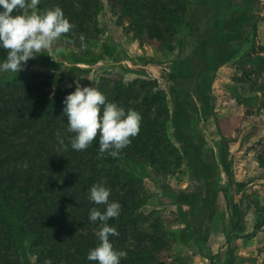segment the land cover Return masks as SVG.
<instances>
[{
	"label": "rangeland",
	"instance_id": "374dc122",
	"mask_svg": "<svg viewBox=\"0 0 264 264\" xmlns=\"http://www.w3.org/2000/svg\"><path fill=\"white\" fill-rule=\"evenodd\" d=\"M98 1L89 40L70 46L61 37L0 81L55 73V91L106 79L137 92L147 83L143 95H158L151 114L157 109L165 121L175 152L163 153L166 171L146 158L103 157L141 181L146 200L137 212L157 216L168 238L159 264H264V244L251 255L243 246V238L264 233L255 226L264 201V0H185L190 8L168 48L140 40L110 0ZM249 158L255 171L243 169ZM223 161L230 166L220 170ZM22 255L36 264L24 246Z\"/></svg>",
	"mask_w": 264,
	"mask_h": 264
},
{
	"label": "trees",
	"instance_id": "16d2710c",
	"mask_svg": "<svg viewBox=\"0 0 264 264\" xmlns=\"http://www.w3.org/2000/svg\"><path fill=\"white\" fill-rule=\"evenodd\" d=\"M110 2L129 21L135 36L167 48L181 24L185 4L190 8L185 0ZM57 6L73 25L62 36L67 45L80 46L97 31L98 0H40L37 8L43 12ZM5 55L0 49V61ZM259 66L264 69V58ZM54 77L55 73H24L0 81V264H25L23 246L36 264H95L86 259L98 244V222L89 221V210L100 207L103 211V206L94 205L88 196L99 183L111 189L110 201L121 205L119 217L108 222L119 233L110 237L114 249L127 253L121 264H159L168 238L157 216L151 215V220L137 212L146 200L141 181L104 158L108 153L99 152L97 141L84 151L71 149L73 134L67 132L63 108L65 97L76 88L55 91ZM146 85L140 82L134 92V84L105 79L96 88L109 102L142 117L138 135L119 156L146 158L151 166L157 162L155 169L166 171L161 166L163 153L170 148L165 121L157 109L151 114L158 95H143ZM163 111L167 119L168 111ZM258 161L264 165L260 155ZM255 226L264 227V201L256 207Z\"/></svg>",
	"mask_w": 264,
	"mask_h": 264
},
{
	"label": "clouds",
	"instance_id": "9594fccd",
	"mask_svg": "<svg viewBox=\"0 0 264 264\" xmlns=\"http://www.w3.org/2000/svg\"><path fill=\"white\" fill-rule=\"evenodd\" d=\"M39 3L40 0H0V49L6 53L0 61V73L23 70L30 59L51 50L53 42L73 28L60 7L42 12L37 8ZM64 105L67 132L73 134L69 137L73 151H84L97 141L100 153L116 157L139 133L141 115L109 102L96 87L77 85L65 97ZM60 143L67 150L68 145L63 140ZM110 195L111 189L99 183L91 187L88 196L94 205L103 206V211L100 207L89 210V221L98 222V244L89 250L86 259L95 264H121L127 256L110 242V237L119 233L108 222L121 212L120 203L110 201Z\"/></svg>",
	"mask_w": 264,
	"mask_h": 264
},
{
	"label": "crops",
	"instance_id": "0c3cea01",
	"mask_svg": "<svg viewBox=\"0 0 264 264\" xmlns=\"http://www.w3.org/2000/svg\"><path fill=\"white\" fill-rule=\"evenodd\" d=\"M227 135V133H225ZM224 135V134H223ZM227 152H229V154H232V149L231 150H228ZM229 159H231V156H229ZM256 161V160H255ZM257 163H255L254 161L252 162L249 159H247V163L243 166V169L246 171V172H252L253 170L255 171V168H259L257 165H255ZM219 166V169H223L224 166H230L229 163H227L226 161L222 162L221 164H218ZM222 174V172H221ZM219 178V176L217 177ZM246 241V243H244L246 247V250L244 251V254H247V255H251V253H253L252 251H257V249H259L260 246H262L264 244V233L262 234H257L255 236H251V237H245L243 238V242Z\"/></svg>",
	"mask_w": 264,
	"mask_h": 264
}]
</instances>
